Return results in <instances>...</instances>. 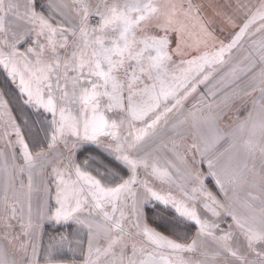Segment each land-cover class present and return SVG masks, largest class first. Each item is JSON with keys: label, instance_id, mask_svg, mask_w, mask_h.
Here are the masks:
<instances>
[{"label": "snow or ice", "instance_id": "1", "mask_svg": "<svg viewBox=\"0 0 264 264\" xmlns=\"http://www.w3.org/2000/svg\"><path fill=\"white\" fill-rule=\"evenodd\" d=\"M0 264H264V0H0Z\"/></svg>", "mask_w": 264, "mask_h": 264}]
</instances>
